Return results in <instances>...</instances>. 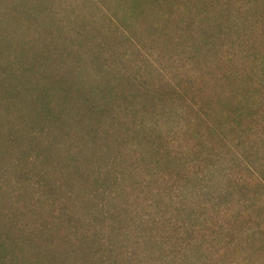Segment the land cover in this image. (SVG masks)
<instances>
[{
	"label": "rangeland",
	"instance_id": "rangeland-1",
	"mask_svg": "<svg viewBox=\"0 0 264 264\" xmlns=\"http://www.w3.org/2000/svg\"><path fill=\"white\" fill-rule=\"evenodd\" d=\"M182 3L183 0H0V28L7 26L0 30V35L5 33L0 37V81L4 77L21 89L20 94H14V90L6 94L9 90L2 92L0 85V146L3 143L4 148L0 152V211L13 212L11 215L24 213L23 224L37 233L47 230L51 239L44 245L45 249L56 247L64 231L49 210L52 202L67 194L68 189L64 190L61 185L71 180L74 193L80 194L81 190L90 198H94L95 187L82 186L80 179L66 176L59 166L60 161L70 166L60 144L70 146L66 135L56 141L58 133L51 134L49 139L54 143L50 147H45L42 141L50 140L40 137L41 145L34 143L31 148V139L27 137L22 139V148L8 146L7 140L15 131L23 130L20 134H24L28 128L48 127L43 123L34 125V119L39 120L41 115L35 103H30L35 99L34 92L49 99L53 95L46 96L45 90L56 92L60 86L58 81L66 78L71 79L68 83L75 88L79 87V79L94 84L99 80L126 82L127 78H135L145 88L147 84L174 88L190 100L196 94L198 102L211 96L214 101L221 99L223 106L227 103L229 112L237 106L241 109L244 101L240 78L251 74L241 52V32H235L241 24V0H216L214 4L229 14V26L223 16L215 20L221 29L215 26V21L210 27L202 17L194 18L186 32L188 36L178 41L176 29L180 26L175 27L174 18L187 20L183 16L187 9ZM3 19L9 23L15 20L17 31L13 32L14 25L4 23ZM29 20L33 25H29ZM163 22L172 28L171 38L166 42L159 40L161 33L156 28ZM36 26L44 30L41 33L47 43H60L68 48L67 55H56L54 64L48 60L50 65L40 66L38 51L32 47L34 32L30 30ZM15 40L19 45L29 40L28 50L23 51ZM131 43L135 46L127 58L119 60V74L115 78L99 68L89 70V61L95 57L100 62L115 64L110 54L115 49L129 52L127 47ZM119 51H115L114 58ZM21 55L23 58L15 62ZM231 71L239 78L236 82L227 74ZM10 72L14 77L8 75ZM127 86L134 84L130 82ZM59 103H62L59 96L52 99L55 107ZM20 113L32 123L21 126L17 120ZM141 120L167 148L180 153L183 163L172 157L158 166L153 163L154 159L133 150L139 166L152 162L150 167L155 171L146 173L140 168L137 172L140 179H147L151 192L145 186L140 193L136 191L132 195L134 219H144L130 223L125 237H120L123 249L132 253L127 256L136 257L126 256L120 264H264V125L261 117L251 122H235L236 130L231 125L212 124L213 131L204 128V133H197L194 113L177 101L159 102ZM36 147L41 150L38 158L31 155ZM18 158L22 162L27 159L22 167L24 172L15 165L19 163ZM183 164L187 165L186 170ZM39 178L44 182L43 187L38 183ZM46 181L51 184L46 186ZM78 210L79 216L88 217L86 209ZM174 223L187 227L194 235L190 237L185 231L177 235ZM63 244L71 250L68 243ZM75 261L74 264H87L90 259Z\"/></svg>",
	"mask_w": 264,
	"mask_h": 264
},
{
	"label": "trees",
	"instance_id": "trees-1",
	"mask_svg": "<svg viewBox=\"0 0 264 264\" xmlns=\"http://www.w3.org/2000/svg\"><path fill=\"white\" fill-rule=\"evenodd\" d=\"M215 2L216 0H183L182 4L187 9L183 16H187V20L182 18L178 21L177 18H174L175 27L180 26L176 29L178 41L188 36L186 32L194 18L202 17L210 26V23L223 16L228 20L227 26L230 25L229 14H225L218 7H215ZM241 5V24L235 32H241L239 34L241 35V52L244 54L249 68H251V74L247 78L244 77L245 74L240 78L242 101L245 103H241V109L237 106L229 112L230 106L227 103H224L223 106L221 99L217 101L215 98L214 101L213 97L210 96L211 99L205 98L203 102H198L195 100L196 94L190 100L186 98L185 94L174 88H156L150 84H144L147 87L145 88V86H141L142 82L139 84V81L135 78H127V81L124 82L122 79L124 76L119 79L123 82L102 80L104 81L102 83L99 80L94 84L79 79L80 83L77 88L68 83L71 81L70 78L60 79L57 93L45 90L47 91L46 96L53 95L49 99L45 98L40 92L32 94L35 99L30 100V103H35L34 107L41 114L39 120L34 119V125L38 127L40 123H43L48 127L42 126L39 130L28 128L27 131H24V134H20L23 130L15 131L17 133L12 134L13 136L7 140L8 146L22 148V139L27 137L31 139V148L34 143L41 145V140H38L39 137L49 139L51 134L58 133V136L54 138L57 141L60 137L66 135L70 140L69 147L76 149L67 148L60 142L62 151L64 150L67 154L70 166L67 167L63 161L59 162V166L66 176L73 175L74 178L80 179L82 186H94L95 195L94 198H90L84 195V191L81 192V190L80 194L74 193V184L71 180L61 185L64 190L68 189L67 194L62 199L49 205L54 221L64 227L62 235L59 236L61 241H56L57 248L55 246L44 248V245L50 242L49 233L47 235L45 229L37 233L31 226L23 224L22 221L26 214L11 215L13 212L8 214L0 211V264H44V262L48 264H74L75 260L88 257L90 261L87 264H120V261H123L127 255H132V253L123 249L120 238L125 237L130 223L144 219V217L134 219L136 213L134 210L135 201L132 200V195H136V191L140 193L145 186L149 188L147 192H151L147 179H140L137 172L140 168L146 173H154L155 171L154 168L150 167L152 162L149 163L150 165L140 163L139 166L136 162V153L133 150L135 149L136 152L154 159L155 162L153 163L158 166L163 165V161L166 163L172 157L175 161L181 160L183 163L180 153L167 148L164 142L156 137L152 131H149L141 120L144 115L152 112V108L159 102L176 103L178 101V103L184 104L194 113L197 119V133H204V128L213 131L214 126L212 124H219L223 127L231 125L236 130L235 122H251L258 120L259 117H261L264 125V0H241ZM110 18L109 15V21L112 20ZM3 22L14 25L13 32L17 31L18 23L15 20H11L9 23L3 19ZM28 22H30L29 25L34 23L30 20ZM219 22L221 24L225 23L223 21ZM215 26L219 27L216 21ZM6 27L1 25L3 30ZM156 28L161 33L159 36L160 41L166 42L171 38L169 30H172V28L166 22L158 23ZM219 29L221 28L219 27ZM30 30L34 32L32 47H35L38 51L36 57H38L37 63L40 66L50 65L49 61L54 64L56 55L62 57L69 52V49L63 47L60 43H47L41 33L44 30L37 28V26ZM4 35L5 33H2L0 37L2 38ZM12 43L14 42L12 41ZM15 44L21 46L25 51L28 50L27 44H30V41H25V43L19 45L15 40ZM103 46L104 43L100 47ZM132 46L135 45L131 43V46L127 47L130 49L127 53H122V49H115L110 54L115 64L100 62L99 58L95 57L99 60L97 62L93 58L92 61H89V70L99 68V71L101 70L115 78L114 75L119 74V60L127 58V54L132 52ZM116 50L120 51L117 57L114 58ZM20 58H23V56H18L15 62L18 63ZM79 66L80 64L77 62V67ZM60 68L64 67L60 65ZM227 74L231 80L234 79V82L239 79L235 78L236 73L234 71ZM8 75L11 78L14 77L13 72ZM13 82H8L3 77L0 81L1 91L9 90L6 92V94H9L11 90H14V94H20L21 89L14 86ZM130 82L134 84L133 87L127 86L130 85ZM206 91L205 89V93ZM257 94L259 96L255 99ZM56 96H59L62 101L61 105L58 104L59 107L52 104V99ZM216 102H219V104H216ZM18 115L17 120L21 126H28L32 123V121H27V116L23 113ZM204 122L209 124L206 125ZM262 134L263 132H261ZM42 141L45 147L53 146L54 143L53 140H50V142ZM139 148H143L142 152L139 151ZM0 149L2 153L4 150L3 143ZM33 150L35 152L31 155L38 158L41 155V150L37 147ZM162 158L164 159L161 160ZM18 162L15 165L24 172L22 167L27 164V159L22 162V159L18 158ZM83 164L86 165V168H81ZM186 166L183 164L185 170L187 169ZM38 181H40L38 182L40 186L43 187L44 182L40 178ZM50 184L51 181L45 182L46 186ZM171 190L174 191L175 187ZM51 191L54 192V188ZM80 207L87 210V218H82L77 213ZM172 225L175 227L174 231L177 235H180L183 231L187 232L190 237H192V234L194 235V232H190V229L188 230L185 226H179L176 223ZM43 233L45 236L41 238ZM63 242L68 243L71 250L67 246L63 247ZM28 250L30 252H27ZM31 250H33L32 253ZM127 257L136 259L134 256Z\"/></svg>",
	"mask_w": 264,
	"mask_h": 264
}]
</instances>
